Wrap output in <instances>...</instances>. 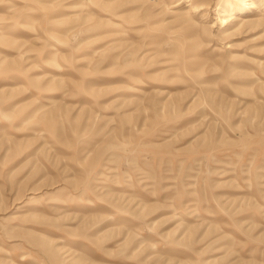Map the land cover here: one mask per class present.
Instances as JSON below:
<instances>
[{
	"label": "rangeland",
	"instance_id": "obj_1",
	"mask_svg": "<svg viewBox=\"0 0 264 264\" xmlns=\"http://www.w3.org/2000/svg\"><path fill=\"white\" fill-rule=\"evenodd\" d=\"M159 2L0 0V264H264V0Z\"/></svg>",
	"mask_w": 264,
	"mask_h": 264
},
{
	"label": "bare ground",
	"instance_id": "obj_2",
	"mask_svg": "<svg viewBox=\"0 0 264 264\" xmlns=\"http://www.w3.org/2000/svg\"><path fill=\"white\" fill-rule=\"evenodd\" d=\"M137 1V0H136ZM141 2H153V3H160L159 2V0H140ZM243 1V0H242ZM40 3V2H39ZM208 3H210V2H208ZM192 8H194V11H197V10H200V4H197L196 2H194V1H192ZM249 5V4H248ZM253 7H255V4H254V2L252 1V3L249 5V6H247V8H246V10H243L244 8H240L242 11H244V12H246V11H248L249 9H251V8H253ZM189 13V11H185V14H188ZM182 25V24H181ZM148 48V47H147ZM198 97V96H197ZM164 109V108H163ZM175 111V110H174ZM145 116V115H144Z\"/></svg>",
	"mask_w": 264,
	"mask_h": 264
}]
</instances>
